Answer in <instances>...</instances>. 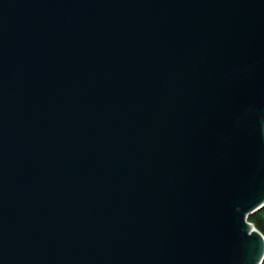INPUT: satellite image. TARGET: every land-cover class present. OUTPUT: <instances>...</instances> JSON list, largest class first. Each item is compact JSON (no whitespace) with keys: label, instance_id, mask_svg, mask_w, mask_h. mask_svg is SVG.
Wrapping results in <instances>:
<instances>
[{"label":"water","instance_id":"95a60500","mask_svg":"<svg viewBox=\"0 0 264 264\" xmlns=\"http://www.w3.org/2000/svg\"><path fill=\"white\" fill-rule=\"evenodd\" d=\"M264 0H0V264H263Z\"/></svg>","mask_w":264,"mask_h":264},{"label":"trees","instance_id":"16d2710c","mask_svg":"<svg viewBox=\"0 0 264 264\" xmlns=\"http://www.w3.org/2000/svg\"><path fill=\"white\" fill-rule=\"evenodd\" d=\"M249 221L264 235V208L251 215Z\"/></svg>","mask_w":264,"mask_h":264},{"label":"bare ground","instance_id":"6f19581e","mask_svg":"<svg viewBox=\"0 0 264 264\" xmlns=\"http://www.w3.org/2000/svg\"><path fill=\"white\" fill-rule=\"evenodd\" d=\"M250 222V221H249ZM251 223V222H250ZM257 228V227H256Z\"/></svg>","mask_w":264,"mask_h":264}]
</instances>
